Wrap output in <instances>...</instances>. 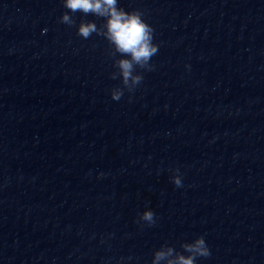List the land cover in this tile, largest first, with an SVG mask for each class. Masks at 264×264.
<instances>
[{
  "label": "clouds",
  "instance_id": "obj_1",
  "mask_svg": "<svg viewBox=\"0 0 264 264\" xmlns=\"http://www.w3.org/2000/svg\"><path fill=\"white\" fill-rule=\"evenodd\" d=\"M63 6L68 9L60 18L64 24L71 26L74 20L69 12H82L85 15H95L105 19L104 29L100 32L95 22H81L78 26V35L84 39L89 38L93 33L103 35L110 43L115 46V51L121 55L130 56V59H120L116 61L115 66L119 69L124 88L129 92L133 91L143 80L142 75H133L134 66L141 69L151 70L150 61L158 53V45L153 43V28L142 18L139 11H125L118 7V0H63ZM112 78L116 79L117 74L113 73ZM124 95V89L118 88L111 91V98L119 101ZM172 177V182L177 187H182V179L179 175V169ZM140 220L151 225L155 223V214L151 210H146L140 214ZM184 249L191 253L190 256H177L175 260H169L168 264H195L197 257H207L210 255L205 239L197 237L193 243L184 244ZM172 249L167 252L160 251L155 254V261H158L166 255L172 254ZM155 261L153 264H155Z\"/></svg>",
  "mask_w": 264,
  "mask_h": 264
}]
</instances>
